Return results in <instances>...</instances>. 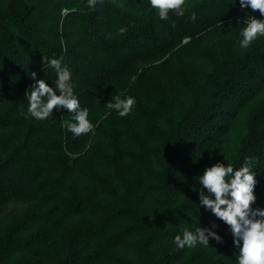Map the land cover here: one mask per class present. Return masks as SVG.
Here are the masks:
<instances>
[{"label": "trees", "instance_id": "trees-1", "mask_svg": "<svg viewBox=\"0 0 264 264\" xmlns=\"http://www.w3.org/2000/svg\"><path fill=\"white\" fill-rule=\"evenodd\" d=\"M183 11L161 20L149 0H0V264H238L195 177L251 158V207L264 209V37L240 47L244 21L262 17L239 0H185ZM51 59L71 72L91 133L69 132L63 108L21 114L32 72L55 87ZM118 94L135 98L127 116L106 108ZM198 227L223 243L175 245Z\"/></svg>", "mask_w": 264, "mask_h": 264}, {"label": "clouds", "instance_id": "clouds-1", "mask_svg": "<svg viewBox=\"0 0 264 264\" xmlns=\"http://www.w3.org/2000/svg\"><path fill=\"white\" fill-rule=\"evenodd\" d=\"M97 0H88V5L94 8ZM149 4L156 9L161 20L168 18L170 11L183 16L185 0H149ZM240 8L250 7L254 12L259 11L261 19L252 16L244 21V27L240 33L241 48H247L258 37H264V0H239ZM193 19L195 15L193 14ZM126 32L125 28L119 29V33ZM66 50V49H65ZM43 58L42 63H44ZM48 64L56 70L57 78L55 87L50 86L43 79H35L36 73L32 72L35 83L25 92L28 101L26 117L36 120H46L56 108H63L72 113V121H65L64 126L75 137L87 135L94 129V125L88 119L87 108L81 109L78 98L74 95L72 74L61 66L59 59H51ZM115 102H107L106 108L115 110L120 117L131 113L136 101L134 97L116 95ZM253 160L246 158L243 165L234 169L232 165L217 162L204 170L203 174L195 177L202 186L199 191V203L206 210L222 220L229 226L233 237V244L239 248L238 264H264V209H253L255 202L254 188L257 183L253 171ZM206 190V192H205ZM207 193V194H206ZM212 228L216 225L212 224ZM209 238L218 243H223L222 238L208 228L198 227L195 231L183 229L182 236L176 235L173 242L183 249L195 248L197 244L209 246Z\"/></svg>", "mask_w": 264, "mask_h": 264}, {"label": "rangeland", "instance_id": "rangeland-1", "mask_svg": "<svg viewBox=\"0 0 264 264\" xmlns=\"http://www.w3.org/2000/svg\"><path fill=\"white\" fill-rule=\"evenodd\" d=\"M215 39H216V38H215L214 34L208 36V40H215ZM183 41H186V40H183ZM184 51L186 52L187 50H184ZM184 51H178V53L174 54L173 57H172V59H170V60H168V61H170V63L173 64V63H174L173 59H175V58H179V55H180L181 53H184ZM173 65H174V64H173ZM173 65H172V66H173ZM239 132H240V131H239ZM239 132L237 133V135L239 134ZM237 140H238V136H235V137L233 138V143L236 142ZM231 144H232V143H231Z\"/></svg>", "mask_w": 264, "mask_h": 264}]
</instances>
